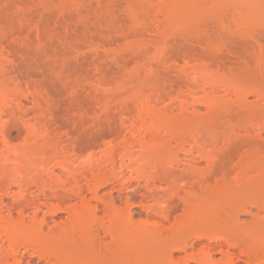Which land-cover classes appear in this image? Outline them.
Here are the masks:
<instances>
[{
  "label": "rangeland",
  "instance_id": "1",
  "mask_svg": "<svg viewBox=\"0 0 264 264\" xmlns=\"http://www.w3.org/2000/svg\"><path fill=\"white\" fill-rule=\"evenodd\" d=\"M262 124L264 0H0V264H182L198 231L250 222ZM109 147L131 152L97 198L81 177L80 197L52 190L76 227L11 205Z\"/></svg>",
  "mask_w": 264,
  "mask_h": 264
},
{
  "label": "bare ground",
  "instance_id": "2",
  "mask_svg": "<svg viewBox=\"0 0 264 264\" xmlns=\"http://www.w3.org/2000/svg\"><path fill=\"white\" fill-rule=\"evenodd\" d=\"M259 130L260 131H259L258 136H257V141H258V145H259V148H258L259 153L258 154H260L259 156H260V160H261V157H264V124H262L260 126ZM127 144H125V146ZM118 150L109 147L107 152L104 153V155H103L102 165H100L98 167H96L94 165L81 164L80 169L77 170V169H71L72 168L71 165L69 166L70 167L69 168L68 165L67 166L65 165V163L58 162L53 168L50 169V171H51L50 178L51 179H48V177H44V176L42 177L41 176L39 183L37 182L36 187H38L40 189L39 193L37 195H34V196L29 195L28 196L25 192H24L25 194H21L23 192V190L25 188H27L26 187L27 184L24 187L18 186L19 188H21V191L14 198V201H12L11 205L13 207L16 206L20 209V213H21L23 218H25L27 216L31 219V224L29 226H37L38 225L37 221H40V220H38L39 214L41 213V211H45L44 208H46L47 209L46 213H50V214H56L58 212H63V211L69 212V216L71 214V221H72L71 223H72V225L73 224L75 225L74 227H76L77 225H79V223L81 221H83L82 218L85 215L84 212L78 211V209H76V210L74 209L73 212H71L72 209H69L66 207L64 208L63 204L61 205V202H64V198L66 196L64 195V193L55 192L56 190L55 191H52V190L57 189L56 186H58V187H61L62 189L65 188L64 190L68 191V188L70 186H72V188L69 191L72 192L74 195H77L78 197H80L82 195L83 188H84L82 185V180H81V178H83L85 180L87 186L89 187V190H91L92 194H95L96 196L95 195L94 196L97 198L99 187L107 185L108 183L112 182L113 179L115 180V178H117V176H116L115 178L108 179L109 172L111 173V169H113L115 173H116V171H118L117 169L119 167L122 169L124 164L126 163V157L130 155V154H128V151L131 152L130 150H128V151H126L127 152L126 154L121 153L122 156H119V157H121L120 158L121 160H120V163H118L117 159L115 160V157L118 153ZM124 150H127V149H124ZM7 154H8V152H7ZM132 155H134V154H132ZM116 158H118V156ZM262 161H263V158H262ZM95 170H97L98 172ZM257 171H258L257 176L259 177V180L261 179L263 184H264V166L259 167V170L257 169ZM119 172L116 175H119ZM124 172L121 171L120 174L124 173ZM113 174L114 173H112V176H113ZM67 175L69 177L65 178ZM10 176L12 177V175H10ZM13 177H14V175H13ZM79 177H81L80 180H78ZM70 178L74 179V183L71 180H69ZM20 180L17 181V185L20 184ZM21 182H23V181H21ZM54 182H56V183H54ZM261 186L263 187V185H261ZM44 187H46L45 190H42ZM28 189H25V190L27 191ZM46 189H49L50 191L47 192ZM58 189H57V191H58ZM259 190L260 191L258 192V198L256 197L257 200L255 202L254 201L250 202L248 207L246 206L247 204H245L246 209L244 210V212H245V214H248L251 218L249 223H245L246 221L245 222L241 221V220H243L240 218V214H242V213L239 214V212L237 211L238 214H237V212H235V214L232 213L233 215H226L227 220L223 217L219 219V220H223V219L226 220V222L225 221L224 222L226 224L225 230L227 232H225V233L221 232V234H219L217 236H215L217 233L216 234L212 233L211 235H214V236L209 237L208 232H207V227L201 233H200V231H198L199 234L196 235L193 240L191 239L192 241L190 243L185 244V246H182L184 248L181 247L183 250L184 249L187 250V247L192 248L191 252H189V253L185 252V257L182 256V257H184L181 260L182 264H191V262H193V261H195L197 264H264V226L262 228V225H264V188H261ZM7 191H9V192L11 191L10 187ZM244 192L246 193V191H244ZM61 194L64 196H61ZM53 199H57V200H59V202L56 200V202H58V203H54L52 201ZM230 205H231V203H230ZM245 206H244V208H245ZM226 208H227V206H226ZM95 209L99 210L98 208H95ZM95 209H93V210H95ZM227 210H229V209H227ZM96 212L97 211H94L91 213L93 215H97ZM74 213H76V216L74 215ZM108 213H109V211H108ZM108 213H106V215H108ZM73 215L75 216V219L73 218L74 217ZM110 215L111 214L109 213L107 218ZM221 215H222V213H221ZM113 216H114V214H113ZM117 216L115 215L116 219H117ZM104 218L106 219L105 216H104ZM130 218H131V215L126 220L128 222L125 223V221H124V223L128 225V223L131 222V224H132V220ZM44 219H46V218H44ZM198 219H200V218H198ZM217 219H218V217H217ZM109 221H110V223H117L115 225H118V222H121L122 220L120 218L117 222H113L112 220H109ZM44 222H45V220H43V218H42L40 227L37 226V227H39V229L41 231H43V228H41V227L44 224ZM199 222H200V220H199ZM119 225H120V223H119ZM119 225H118V227H119ZM122 226H123V224H121L120 229L123 228ZM63 227L64 226L58 225L54 229L58 230V229L63 228ZM191 227H194V225ZM208 227H209V225H208ZM120 229H118V230H120ZM124 229H126V228H124ZM110 231H112V230H110ZM122 231H124V230H122ZM194 231H196V230H194ZM116 232H117V230H116ZM127 232H129V231H127ZM212 232H213V230H212ZM60 235H62V233H60ZM69 235H71V233H69ZM121 235L123 236V234H121ZM121 235L119 234V236H121ZM184 235H186V234H184ZM126 236H128V235H126ZM122 238H124V237H122ZM196 243L201 244V247H199V252L197 253V251L196 252L194 251L195 253H197L200 256L198 258L196 257L195 253L193 252V250L197 247L195 245ZM0 249H1V247H0ZM179 250H181V249H179ZM17 251L18 250H16V252ZM13 252H14L13 254L15 255L16 252L15 251H13ZM6 253H9V252H6ZM186 253H187V255H186ZM16 254H18V253H16ZM214 254L221 255V258L215 259ZM8 256H9V254H8ZM15 260H16V258H15ZM18 262L21 263L20 261H18ZM18 262L15 261L14 264H17ZM68 262H69V259H68ZM70 262H71V260H70ZM175 262L176 261H174L173 263L175 264ZM0 263H1V261H0ZM179 263L181 264L180 261H179ZM10 264H12V263H10ZM65 264H66V262H65ZM69 264H71V263H69Z\"/></svg>",
  "mask_w": 264,
  "mask_h": 264
}]
</instances>
